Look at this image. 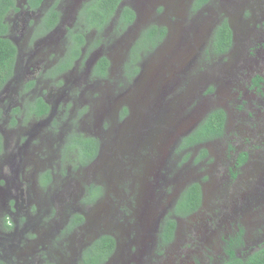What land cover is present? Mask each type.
Wrapping results in <instances>:
<instances>
[{
	"label": "flooded vegetation",
	"instance_id": "obj_1",
	"mask_svg": "<svg viewBox=\"0 0 264 264\" xmlns=\"http://www.w3.org/2000/svg\"><path fill=\"white\" fill-rule=\"evenodd\" d=\"M15 1L2 35L17 49L0 88L2 264H175L169 253L182 245L194 264H224L231 249L246 260L264 248V0H122L104 28L120 24L108 53L93 28L86 57L91 0ZM224 23L227 51L215 45ZM162 28L130 80L135 43L124 50L123 40ZM223 87L235 88L228 105L216 99ZM216 109L225 128L204 138ZM194 184L199 201L175 213Z\"/></svg>",
	"mask_w": 264,
	"mask_h": 264
},
{
	"label": "trees",
	"instance_id": "obj_2",
	"mask_svg": "<svg viewBox=\"0 0 264 264\" xmlns=\"http://www.w3.org/2000/svg\"><path fill=\"white\" fill-rule=\"evenodd\" d=\"M122 0H91L89 1V8L85 9L86 17L89 20V32L95 28L99 32H103L104 28L107 26V23L113 16L116 15L118 6ZM202 2L204 0H201ZM16 3L15 0H0V88L3 86L4 82L9 79L12 75L13 67L15 66L16 53L17 49L15 45L7 38L2 35L7 32V25L4 22V14L11 6H14ZM121 14L123 18L121 21L130 23L134 18V13L131 8L123 7L121 9ZM57 20V19H56ZM162 33L156 31H150L146 35L139 37L131 50L129 56L130 61L126 62L125 73L128 75L131 80L139 71V61L141 59L140 52L147 53L148 51L157 48L161 43L162 38L164 37L166 30L165 28L161 29ZM231 30L227 23H224L223 30L219 31L216 37V43L218 44L219 49L227 51L231 45ZM80 38V37H78ZM80 49L76 50V54H79ZM109 66V60L107 57H103L97 66V69H101L103 74L107 76ZM226 114L222 109H216L211 112L201 123L200 135L204 138H213L217 135H221L223 129L225 128ZM1 146V142H0ZM201 196V189L198 185H191L185 189L179 198V203L175 210V213H178L181 210H185V213L195 207V202L199 201ZM182 206V207H180ZM168 228L170 229L171 236L173 237L175 231V222L173 220L169 221ZM232 256L231 260L227 261L224 264H264V248L258 250L248 259L244 260L236 256L233 249L230 250ZM0 264H2L0 262Z\"/></svg>",
	"mask_w": 264,
	"mask_h": 264
},
{
	"label": "rangeland",
	"instance_id": "obj_3",
	"mask_svg": "<svg viewBox=\"0 0 264 264\" xmlns=\"http://www.w3.org/2000/svg\"><path fill=\"white\" fill-rule=\"evenodd\" d=\"M215 2H216V7H217V5L218 6H220L221 5V0H215ZM120 26V24L118 23V21H115L114 22V24L113 25H111L110 27H109V29H110V31L109 32H107V31H104L102 34H100V44H99V46H100V48H101V52L103 53V54H106V53H108V50H107V47H106V43L107 44H112V42L110 41V40H114L115 39V37H113L110 33H112L113 31H116V30H118V27ZM95 29V28H94ZM98 33H101V32H99L98 30H96ZM93 32V30L91 31V33ZM96 36H98V35H96V33H94L93 32V34H92V36H91V42L89 43V48L88 47H85V49H84V51H85V57L89 54V56L91 55V53L92 52H95L96 51V47H95V41H94V38H95V40H96ZM125 41H128V44H129V49L133 46V44L135 43V41H136V38L134 37V38H125L124 40H123V48H124V50H126V42ZM156 49V48H155ZM115 56H117V54L115 53ZM85 57L82 59V61L81 62H83V60L85 59ZM144 59L146 58V55L143 57ZM83 71V64H80V66L78 67V71L76 72V73H81ZM110 84H112V83H108L107 85H110ZM107 85H105V86H107ZM220 93H219V95L218 96H216V99L218 100V102H221V104H229V101H230V99H234V97H235V88H233L231 91H226L225 89H224V87L223 88H221L220 89ZM38 92V90L36 91V93ZM245 95H247L248 97H249V94L247 93V92H245ZM248 97H246L245 98V107L246 108H249L250 107V101H248V100H246V99H248ZM143 113V112H142ZM144 114V113H143ZM47 126V125H46ZM45 134H44V131H43V137L45 138V136H44ZM17 138L16 137H14L13 138V140L11 141V143L14 145V146H16V142H17ZM210 142V145H211V148H212V150L215 152V151H217L218 149H219V146H218V144H216L215 142H213L212 143V141H209ZM15 150H17L16 148H15ZM11 152L12 153H14L15 151H12V149L11 150H7V153L5 154V153H2V155L3 156H7L8 158H9V155L11 154ZM14 155V154H13ZM13 155H12V157H13ZM12 157L11 158H9V162L11 161V159H12ZM177 161V160H176ZM8 168V166L7 167H5V166H3L2 167V169L3 170H6ZM8 170V169H7ZM219 171H220V174H224V172L226 171V166L225 165H222V166H220L219 167ZM5 172H7V171H5ZM210 244L211 245H213L214 243H216L217 242V239L215 238V237H212L211 238V240H210ZM199 244H204V243H199ZM206 245V247H210V245L209 244H205ZM184 246L185 245H182L181 247H179V248H174L173 250H172V253H169V256H170V258H171V260L173 261L174 260V263L175 264H194V262H192V258L194 257V256H196L197 254H195V253H188L189 252V250H190V248H184ZM198 251H199V254L201 255V256H204L205 254H206V251L205 250H203V249H198ZM189 256V257H188ZM163 260H166L164 257L162 258ZM204 264H223L222 263V261L220 260V259H215V260H208V262H206V263H204Z\"/></svg>",
	"mask_w": 264,
	"mask_h": 264
},
{
	"label": "water",
	"instance_id": "obj_4",
	"mask_svg": "<svg viewBox=\"0 0 264 264\" xmlns=\"http://www.w3.org/2000/svg\"><path fill=\"white\" fill-rule=\"evenodd\" d=\"M141 116H143V114Z\"/></svg>",
	"mask_w": 264,
	"mask_h": 264
}]
</instances>
